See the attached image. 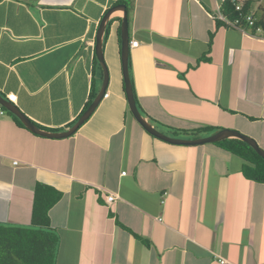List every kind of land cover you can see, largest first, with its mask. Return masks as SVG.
Wrapping results in <instances>:
<instances>
[{
	"label": "crops",
	"instance_id": "1",
	"mask_svg": "<svg viewBox=\"0 0 264 264\" xmlns=\"http://www.w3.org/2000/svg\"><path fill=\"white\" fill-rule=\"evenodd\" d=\"M250 1L264 22V0ZM127 2L144 116L167 135L229 128L264 149V33L228 26L222 0ZM112 6L0 0L2 97L15 94L13 104L45 130L71 127L95 79L100 92L96 36ZM123 16H110L107 91L73 135L38 136L0 103V221L30 224L39 181L63 193L49 212L57 264H264V182L245 177L243 160L220 145L165 141L129 112Z\"/></svg>",
	"mask_w": 264,
	"mask_h": 264
},
{
	"label": "trees",
	"instance_id": "2",
	"mask_svg": "<svg viewBox=\"0 0 264 264\" xmlns=\"http://www.w3.org/2000/svg\"><path fill=\"white\" fill-rule=\"evenodd\" d=\"M120 4H128V2L127 0H113V6ZM221 11L226 18L233 21L237 19L241 13L246 14L251 12V1L244 0L242 10L238 11L236 10L234 3H232L231 0H227L222 4ZM127 19L129 20L128 14ZM112 22L113 20L109 21L105 31L104 46L109 37ZM218 22L221 23V20H218ZM257 24L264 28L263 21H259ZM212 35L213 33L211 34V38ZM98 64L101 68L100 79H102V66L100 63ZM128 67L137 106L144 115V111L139 104L135 91L132 72V58L130 54L128 57ZM98 83L99 82L96 79L93 81V89L90 99L82 113L96 98L98 94ZM123 86L125 89L124 83ZM129 112L131 113L130 110ZM12 115L16 118L14 114ZM17 121L23 125L22 121L19 119H17ZM76 121L77 119H75L72 123L74 124ZM24 127L30 130L28 127ZM213 130L214 128L212 127H202L191 130L169 128L167 132L168 134L176 137L190 136L196 138L203 133L211 132ZM33 133L44 137L35 132ZM215 143L236 154L243 160L244 165L242 173L245 177L257 182H264V158L260 156L249 144L237 138H228ZM62 194V191L56 189L55 187L38 181L36 182L34 189L30 224L25 225L0 221V264H57L60 237L56 229L51 226L49 212L51 208L61 199Z\"/></svg>",
	"mask_w": 264,
	"mask_h": 264
},
{
	"label": "water",
	"instance_id": "3",
	"mask_svg": "<svg viewBox=\"0 0 264 264\" xmlns=\"http://www.w3.org/2000/svg\"><path fill=\"white\" fill-rule=\"evenodd\" d=\"M118 10H123L124 16L121 22V56H122V65H123V78L125 84V91L127 95L128 105L131 113L135 117V119L152 135L163 139L165 141L176 143V144H203V143H215L228 138H237L240 139L247 144H249L260 156L264 158V149L258 144V142L251 136L241 133L238 130L222 128L217 132L210 134L208 136L199 137V138H178L174 136H170L165 134L156 128L153 123H151L139 110L137 106V102L134 96V91L132 87V82L129 73L128 67V57L130 54V36H129V22L127 19V5L120 4L112 6L106 14L103 16L97 36H96V56L98 58L99 63L103 69V81L100 92L97 94L96 98L92 101V103L86 108V110L79 116L77 121L68 129L63 131H49L39 127L35 124L28 116H26L17 106L13 104L9 99H5L0 94V103L7 108L9 112L16 115L30 130L33 132L40 134L42 136H46L49 138H65L73 135L80 126L91 116V114L95 111L101 100L104 98V95L108 88L109 83V70L104 58V35L107 28V25L110 21V16Z\"/></svg>",
	"mask_w": 264,
	"mask_h": 264
},
{
	"label": "built area",
	"instance_id": "4",
	"mask_svg": "<svg viewBox=\"0 0 264 264\" xmlns=\"http://www.w3.org/2000/svg\"><path fill=\"white\" fill-rule=\"evenodd\" d=\"M223 2L227 1V0H222ZM232 3H234L236 10L241 11L243 8V0H231ZM220 19H222L223 21L226 22V24L228 26L231 27H235V28H239V29H254L256 33H264V29L262 26L257 24L256 18L253 15L252 12H248V13H241L237 19L235 20H229L228 18L225 17V15H221ZM138 41L137 40H131L130 42V46L131 47H135L138 45ZM7 98L14 102L16 95L13 93H10L7 95ZM0 113L3 114L4 110H0ZM15 163H17V161H15ZM116 199V195L114 194H109L106 196V200L108 202H112ZM160 221H162V218L159 217L158 218ZM220 264H225L226 260L225 259H220L219 260Z\"/></svg>",
	"mask_w": 264,
	"mask_h": 264
},
{
	"label": "rangeland",
	"instance_id": "5",
	"mask_svg": "<svg viewBox=\"0 0 264 264\" xmlns=\"http://www.w3.org/2000/svg\"><path fill=\"white\" fill-rule=\"evenodd\" d=\"M101 65V64H100ZM247 135V134H246ZM250 136V135H249ZM252 137V136H251ZM255 139V138H254ZM256 140V139H255Z\"/></svg>",
	"mask_w": 264,
	"mask_h": 264
}]
</instances>
